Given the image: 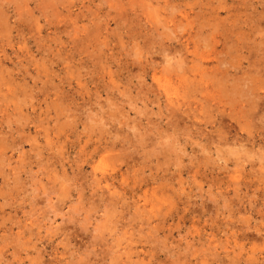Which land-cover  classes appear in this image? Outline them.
Segmentation results:
<instances>
[{"label": "rangeland", "instance_id": "1", "mask_svg": "<svg viewBox=\"0 0 264 264\" xmlns=\"http://www.w3.org/2000/svg\"><path fill=\"white\" fill-rule=\"evenodd\" d=\"M0 264H264V0H0Z\"/></svg>", "mask_w": 264, "mask_h": 264}]
</instances>
